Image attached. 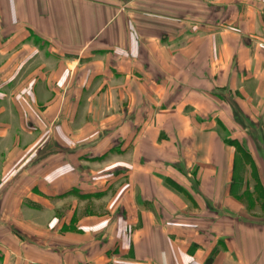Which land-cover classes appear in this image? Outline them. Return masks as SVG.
<instances>
[{
    "label": "crops",
    "instance_id": "1",
    "mask_svg": "<svg viewBox=\"0 0 264 264\" xmlns=\"http://www.w3.org/2000/svg\"><path fill=\"white\" fill-rule=\"evenodd\" d=\"M0 264H264V0H0Z\"/></svg>",
    "mask_w": 264,
    "mask_h": 264
}]
</instances>
